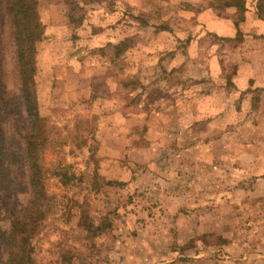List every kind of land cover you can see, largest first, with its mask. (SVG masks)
Wrapping results in <instances>:
<instances>
[{
  "label": "rangeland",
  "instance_id": "374dc122",
  "mask_svg": "<svg viewBox=\"0 0 264 264\" xmlns=\"http://www.w3.org/2000/svg\"><path fill=\"white\" fill-rule=\"evenodd\" d=\"M28 1L60 204L31 264H264V0Z\"/></svg>",
  "mask_w": 264,
  "mask_h": 264
},
{
  "label": "trees",
  "instance_id": "16d2710c",
  "mask_svg": "<svg viewBox=\"0 0 264 264\" xmlns=\"http://www.w3.org/2000/svg\"><path fill=\"white\" fill-rule=\"evenodd\" d=\"M43 33L36 3L0 0V264H31L33 240L60 205L48 192L51 170L40 158L48 139L36 80ZM70 168L52 170L51 176L69 187ZM84 223L92 231V223Z\"/></svg>",
  "mask_w": 264,
  "mask_h": 264
},
{
  "label": "crops",
  "instance_id": "0c3cea01",
  "mask_svg": "<svg viewBox=\"0 0 264 264\" xmlns=\"http://www.w3.org/2000/svg\"><path fill=\"white\" fill-rule=\"evenodd\" d=\"M236 32V29H235V27H233V26H231V28H230V31L228 32V33H230V35H234V33ZM245 77L244 76H242L241 77V79H244ZM246 79H254V78H250V77H247Z\"/></svg>",
  "mask_w": 264,
  "mask_h": 264
}]
</instances>
